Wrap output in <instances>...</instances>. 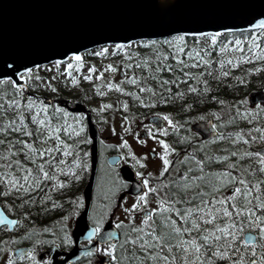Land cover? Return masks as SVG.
I'll list each match as a JSON object with an SVG mask.
<instances>
[{
	"label": "trees",
	"instance_id": "obj_1",
	"mask_svg": "<svg viewBox=\"0 0 264 264\" xmlns=\"http://www.w3.org/2000/svg\"><path fill=\"white\" fill-rule=\"evenodd\" d=\"M253 33L255 34L253 35ZM174 37L152 41L151 47H153V50H149L148 53L145 51L138 52V56L143 59V64L139 62L133 63L132 70L136 72V67L141 66L143 76L136 83L137 86H133V91L128 97L130 111L139 112L143 115L151 113L171 114L177 123L182 126V122L190 123L197 118L206 117L209 113L217 112L219 109L232 108L226 126L229 131L235 132V135L230 136L224 133L220 139H217L216 143L218 145L212 150H210L209 146H204L203 148L198 146V157L201 160H205L206 157L210 158L205 160L203 171L206 174L220 173L221 166L234 157L241 164L242 172L248 170V178L250 180L264 184V174L259 171L258 163L262 156L258 157L255 155V148L264 145V140L261 139L263 132L260 131L261 127L264 126V108L259 107L258 110H255L253 107L248 106L247 100L245 101L251 89L264 88V52L261 51L264 49V29L225 32L217 37L215 44L212 42L211 36L207 35L202 36L203 38H208V41H203V43L196 42L195 39L198 37L194 36L183 35L180 41L175 40ZM237 39L241 42L239 45L236 44ZM165 41L168 43H165ZM178 49H183V51H178ZM253 49H255L254 52L252 51ZM189 50L198 53L203 60H207L209 63H202L195 55L189 57L187 55ZM148 55L149 58L152 57L150 58L152 61L146 58ZM253 55L256 57L255 59L252 58ZM176 56H180L179 61L175 59ZM241 56H247L248 59L242 60L240 59ZM131 64L132 61L128 65ZM145 64H147V67L144 66ZM233 64H235V67H233ZM51 66L54 68V63L34 68L36 74L30 73L27 80L30 91L49 96H54L59 91V95L72 93L73 97L85 99L83 97L85 91L82 92V89L86 90V87L91 84L90 79H85L86 75H82V77L76 76V83H70L69 78L71 77L72 68L67 72L63 69H58L57 71H61L59 72V79L57 78L59 74L56 75L47 71V68L50 69ZM222 72H227L228 75L224 76ZM185 73H190L191 75L185 78ZM197 73L202 75H197ZM143 86L147 88L146 91H141ZM77 87H80V89L78 90ZM189 87L196 88L197 91L189 92ZM205 87L209 90L204 91ZM169 90L170 95L168 94ZM152 93L155 94L151 95ZM178 93L182 95H177ZM92 96L96 97V95ZM161 99L167 102L160 103ZM13 100L21 105L19 109L15 105H10V101ZM141 100L143 103L140 102ZM245 102L246 110L244 108ZM29 104L32 105L31 108L28 107ZM41 105H47V107H41ZM185 105L188 106L185 107ZM237 106L239 107L236 108ZM65 112L67 113L66 116L64 115ZM17 113L25 117L28 130L33 132V136L29 137L28 141L33 143L34 147L39 148L44 142L38 140L35 136L37 125L33 121V115L40 118H45L46 116L45 125L51 123L54 127L61 129V131L57 132V135L65 143L72 146L69 148L71 155L68 156L63 155L62 145L57 147V156L64 160L65 165L67 161L75 158L80 159L82 162L85 161L86 156L83 153L88 151L85 127L84 131L76 136L62 131L65 124L76 128V121H79L77 117L55 103H44L41 99H35L27 95L23 89L13 86L11 81L0 84V128L5 129V132H0V141H4V143L0 144V157L4 155L7 147L12 146L13 159H20L22 164L28 163L33 168L35 167L31 165L30 161H24L27 150L24 152L19 151L22 145L17 140H24L25 137L14 130V127H22ZM12 121L15 122L14 127L10 125ZM238 130L239 132H237ZM237 133H239V136ZM55 143V138L51 137L49 138V143L44 146H55ZM222 150L228 154L225 156L226 160L211 159L215 156H221ZM247 153H252L253 155L248 156L246 155ZM56 154L53 155V159L56 158ZM40 159H47V156ZM2 164L3 160L0 159V165ZM249 165L256 168L257 171L251 172ZM3 171L4 169L0 167V173H3ZM48 171L49 177L41 181V188L26 194L15 192L5 194V185L0 182V204L8 214L17 218V223L13 229L10 230L7 226L0 227V248L7 239L15 235V241L33 244L36 240L34 236L44 237L46 232L41 231L42 227L55 220L56 216L62 214V206L60 205L59 209H54L53 204L55 186L54 181L50 177L54 175V169ZM80 171H85V169H80L79 165H77L75 176H80ZM190 173H198V171L193 170L188 175ZM11 174L17 175V172L12 171ZM106 175L108 174L100 173L99 182ZM77 181L79 179L75 178V182ZM49 186H53L54 190H50ZM193 186L194 191H199V188L195 185ZM256 191V189H253L254 194ZM45 196L48 199H44ZM191 203L198 205L199 201L196 202L194 200ZM230 203L229 201L228 204ZM241 203H243L242 200ZM230 210L234 211L233 209ZM172 215L175 218V215ZM246 216L247 213H243L240 219L232 220V223L237 226L236 230L239 233L237 240L230 241L235 245L232 251L239 249L240 252L244 253L246 264H250L252 260L264 264V248L260 246L261 243H264V240L261 237L258 238L255 245H240L238 243L239 239L243 238V233L246 229L258 231V223L257 228H252V222L246 220ZM225 220H227L226 217H220L213 224L205 221H200V223L205 228H212L215 227V224ZM177 222L182 223L181 221ZM122 233L121 240L114 254L116 256L124 254L125 251H131V248L125 249L121 247L128 231L122 230ZM229 240L230 237H222L220 243L223 245ZM253 247L255 248L254 254L252 252ZM223 250L221 248V251ZM239 259V256H233L222 261L221 258L217 257L213 264H231V260ZM12 264L29 263L16 260ZM114 264H116V261H114Z\"/></svg>",
	"mask_w": 264,
	"mask_h": 264
},
{
	"label": "snow or ice",
	"instance_id": "obj_2",
	"mask_svg": "<svg viewBox=\"0 0 264 264\" xmlns=\"http://www.w3.org/2000/svg\"><path fill=\"white\" fill-rule=\"evenodd\" d=\"M162 7H167V5H161ZM220 6L228 7L232 9H248L256 6L254 0H220ZM258 6L261 9L256 13L259 19L252 17V20L248 21V27L250 29L261 28L264 29V0H258ZM254 21V22H253ZM220 31H225L223 27ZM218 32H208L200 33L201 36H211L212 42L215 44L217 42V37L220 34ZM255 33H253L254 35ZM183 38V34L174 37L175 40L180 41ZM127 44H133V41H126ZM141 43H145L141 41ZM151 43V42H148ZM165 43H168L165 41ZM241 42L239 39L236 40V44L239 45ZM113 49H124V42H117L113 46ZM101 51H107V46L101 49ZM178 51H183V49H178ZM253 52L255 49L252 50ZM264 52V49L261 50ZM99 54V53H97ZM187 55L192 57L197 56L202 63L208 64L209 61L203 60L198 53L191 50L188 51ZM69 56L72 60L77 61L75 65L78 69L80 67L79 61L81 56L78 52H70ZM256 57L253 55L252 57ZM67 59V58H65ZM177 61L180 60V56H176ZM240 59L247 60V56H241ZM60 59H57L55 63L60 64ZM231 62V61H229ZM147 67V64L144 65ZM16 67H20V71L16 72ZM73 65L68 63L65 67L67 72ZM109 69L112 65H108ZM235 67V64H233ZM31 69L28 67L14 66L7 67L4 62L0 61V84L9 81L11 78L4 75L6 72H12L19 76L20 80H24L25 76L30 73ZM89 72L93 69L89 68ZM185 78L190 76V73H185ZM197 75H202L197 73ZM222 75L227 76V72H222ZM91 76H86L85 79H91ZM15 84V81H11ZM76 83L75 79L72 80ZM132 83H136L132 80ZM206 83V82H205ZM109 87H119V85H111ZM209 89L205 87L204 91ZM123 92L124 89L120 88ZM143 91V89L141 90ZM189 92L197 91L196 88L189 87ZM170 95V90L168 92ZM19 95V93H17ZM135 95V93H133ZM177 95H182L178 93ZM214 99V98H213ZM143 103V101H140ZM166 100L161 99L160 103H166ZM10 105H15L17 109L21 105L17 104L15 100L10 101ZM188 105H185L187 107ZM29 108L32 107L31 104L28 105ZM41 107H47V105H41ZM19 115L20 124L22 127H14L15 122H10V125L14 127V130L20 132L25 139L17 140L22 147L19 151L24 152L27 150V155L24 156V161H30L33 168L28 163L22 164L20 159H13V148L9 146L6 148L5 153L0 159L3 160V164L0 165L4 169L3 173H0V182L5 185V194L10 192L26 194L36 189L41 188V181L49 177V171L55 169L56 171H64L69 174H74L76 172V166L79 165L80 169H86L88 165L86 163H81L78 158L72 159L70 161V167L65 165L63 159L57 161L53 159V155L56 154V148L63 146V155H71L69 148L72 147L70 144L65 143L64 140L57 135V132L61 129L54 127L51 123L45 125V118H40L33 115V121L36 123L37 127L35 129V136L38 140L43 141V145L39 148L34 147L33 143L28 141V138L33 136V132L28 130V125L25 122V117ZM66 116L67 113L65 112ZM80 115L79 113L77 114ZM157 115H163V119L172 124L173 121L169 118L167 114L158 113ZM77 127L73 128L71 125L65 124L62 131L64 133H71L72 136L78 135V133L84 131V126L82 121H76ZM43 126V127H41ZM156 131L160 133H165L164 127L156 128ZM264 132V129L260 130ZM0 132H5L4 128H0ZM149 136L152 135L151 131L148 133ZM239 136V133H237ZM54 137L56 141L55 146L45 147L49 143V138ZM158 143L163 146L164 151L159 153L162 160V170L160 176H164V170H167L170 165V160L168 158V153L170 151H175L171 149L166 141L156 138ZM255 139V138H253ZM264 140V136L261 137ZM4 141H0V144ZM127 145V142H124ZM87 156V153H83ZM128 155H132L131 152ZM246 155L251 156L252 153H247ZM256 156L261 157V153H255ZM47 159H40L46 157ZM187 159V157H186ZM210 158L206 157L205 160ZM211 159L215 160H226L225 156H215ZM205 160L197 161L196 156H191V161H197L192 169L185 172L183 177H178L176 181L158 179V182L149 187V180L144 179V188L147 191H142L139 194L138 200L144 204L146 207L140 209V214L142 219L138 226H133L134 217L129 216V231L122 242V248H131V251H125L124 254L120 256L112 255V260L116 261V264H213L215 258L219 257L223 259H230L233 256H239V260H231V264H246L244 260V253L240 252L239 249L232 251L235 245L230 241L237 240L239 233L237 232V226L232 223L234 219H240L241 214L247 213L245 217L246 220H250L251 227L257 228L258 223V235L264 240V184L260 182H254L248 178V170L244 172L237 171L233 174L229 169H236L237 165L235 162L228 163L226 168L220 173L206 174L203 169L205 166ZM137 163H140L138 160ZM259 171L264 174V157L259 159ZM48 169V170H46ZM251 172H256L257 169L249 165ZM197 170L200 175L189 177L188 173ZM12 171H16L17 175H12ZM140 175V173H137ZM147 176H152V173H147ZM57 184L66 183V181H58L56 175L50 177ZM78 180L79 176H75ZM193 185L199 188V191H189ZM50 190H54L53 186H49ZM208 189V190H206ZM224 189L225 192L220 190ZM231 189L230 191H227ZM253 189L257 191L253 193ZM148 192H154L157 195L156 203L158 207H147ZM163 193V195H161ZM219 197V198H218ZM240 198V199H238ZM44 199H48L47 196ZM199 201V204H193L191 201ZM241 200L243 203H241ZM231 202L228 204V202ZM43 203V201H41ZM251 205V206H249ZM138 205L133 203L131 205L132 209H137ZM230 209H234L231 211ZM257 210H259L257 212ZM174 214L176 218L182 223H178L177 219L172 215ZM220 217H226L227 220L221 223L215 224V227L205 228L200 221H206L209 224L215 223ZM66 218V217H65ZM9 223H14L9 221ZM97 227L89 231V235L99 231V223L97 222ZM109 236L114 235L109 233ZM67 237V234H65ZM222 237H230L229 241H226L221 245L220 240ZM67 242V240H66ZM238 243L240 245H255L251 235L246 238L239 239ZM264 248V243L260 245ZM221 248L224 250L221 251ZM115 245L109 244L107 248L103 249L105 253H113ZM253 254L255 253V248L252 249ZM22 255V253H21ZM29 257L32 256V252L29 250ZM7 264H12L9 260ZM250 264H261V262L252 260Z\"/></svg>",
	"mask_w": 264,
	"mask_h": 264
},
{
	"label": "water",
	"instance_id": "obj_3",
	"mask_svg": "<svg viewBox=\"0 0 264 264\" xmlns=\"http://www.w3.org/2000/svg\"><path fill=\"white\" fill-rule=\"evenodd\" d=\"M254 3V7L238 10L220 6V0H0V61L7 67L22 65L32 68L57 59L66 60L73 51L81 56L84 50L106 43L127 44L128 40L155 39L178 33L193 35L218 32L221 27L225 31L250 29L248 21L254 16L259 19L256 13L261 10L258 0H254ZM222 32L224 31H220ZM19 71L20 67H16V72ZM4 75L15 81V86H26V79L20 80L12 72ZM27 94L35 98L41 97L47 103L51 101L47 96L30 92ZM248 99L251 104H264V89H252L248 93ZM60 102L73 112L88 111V107L78 100L72 105L66 99H61ZM149 120L155 125L162 123V118L157 115L150 116ZM192 127L205 138L216 133L211 118L199 120ZM87 130L92 139L90 176L82 190L83 209L75 218L71 230L73 247L63 251L54 245L40 251L39 259L44 254L51 253L50 264L72 262L93 251L97 242H116L119 238L118 229L109 218L91 245L79 246L82 239L95 234L89 235V231L95 227L88 223V213L96 175L99 134L89 114ZM258 151L264 153V147ZM117 158V155H111L109 160L115 162ZM120 173L130 182L128 193L135 195L142 192L144 186L128 164L120 167ZM15 222V218L10 217L0 206V225L8 224L12 228ZM109 233L114 235L109 236ZM248 235L255 241L254 232L246 231L243 237ZM27 251L28 247L13 249L15 255ZM102 260L106 261L108 257H103Z\"/></svg>",
	"mask_w": 264,
	"mask_h": 264
},
{
	"label": "rangeland",
	"instance_id": "obj_4",
	"mask_svg": "<svg viewBox=\"0 0 264 264\" xmlns=\"http://www.w3.org/2000/svg\"><path fill=\"white\" fill-rule=\"evenodd\" d=\"M152 40V39H151ZM141 41H144L145 43H141ZM155 41V40H154ZM200 43L203 41H208V38H200L198 40ZM152 41L148 40H135L133 41V44H124V49L116 51H113L112 49L108 48L107 51H101L103 45H99L94 48L93 53L89 55H85L82 61H79L81 69L76 68V63L73 64L71 77L69 78V82L72 83V80L75 79V77H82V75L91 76V84L86 87V90L82 89V92L85 91L83 94V97L85 98V102L89 105H92L94 117L96 119L100 120L102 122V127L105 132V134H115V140L112 141L116 143V148L120 149V152L123 155V159L128 161L129 163H132L134 168L137 169L138 173L140 175L144 176V179L147 178L149 180V187L153 185L152 182H158V179H165L166 174H164L163 177L160 176V172L162 170L163 164L161 157L159 153L164 151L163 146L160 145L157 141V137L159 139H162L165 141L164 137H166V134L168 130L170 129L171 125L168 124L166 121L163 127L165 128V133H160L156 131V129L149 128L147 117L149 114L143 115L141 113H137L135 111H130L129 109V95L133 91V86H137L136 83L142 79L143 73L141 71V66H137V71L132 70L133 63H141L143 64V59L138 56L139 51H145L148 53L149 50H153V47H151V43H148ZM106 45V44H105ZM99 53V54H97ZM149 58V55L146 57ZM152 58V57H150ZM149 58L150 61H152ZM148 60V59H147ZM132 61L131 65H128ZM69 62V61H68ZM108 65H112V68L109 69ZM75 67V68H74ZM92 68L93 71L89 72L88 69ZM56 67L53 68V66L50 67V69L47 68L48 72H51L52 74H59L60 79V73L61 71H55ZM30 73L36 74V71L34 69H31ZM30 73L25 76L27 78L30 76ZM132 80H135L136 83H132ZM58 82V80H56ZM109 84L111 85H119V87H109ZM120 88H123L124 91L121 92ZM79 90L80 87H77ZM143 91H146L147 88L145 86L142 87ZM155 93H152L151 95H154ZM89 95V96H88ZM92 95H96V97H93ZM100 95H102L100 97ZM70 97L72 96V93H69ZM75 98V97H73ZM237 106L236 108H238ZM232 112V108L225 109H219L217 112L209 113L210 116L216 118V125L218 126V130H221L223 126L225 125V122H227V118L229 114ZM169 118L173 120V117L171 114H168ZM188 122H182L183 126L187 129L190 128V124L187 125ZM221 126V127H220ZM149 129V130H148ZM261 129H264V126L261 127ZM148 130V131H147ZM191 130V128H190ZM151 131L152 135L149 136L148 133ZM264 136V132H263ZM114 137V135H113ZM127 142V145H125L124 142ZM214 142L213 140L209 141V144ZM167 143V142H166ZM171 149H173L170 145V143H167ZM175 151H170L168 153V158L177 156V149H174ZM150 151L154 152V156L152 157L150 155ZM131 152L132 155H128V153ZM187 154H180L179 161H181L183 158H185ZM194 155V154H193ZM192 155V156H193ZM196 156V155H194ZM221 156H224L221 154ZM197 158V156H196ZM140 161V163H137V161ZM235 162L237 165L236 169L229 170L233 174H236L237 171L242 172L243 168L241 164L238 162V159L236 160L234 157L230 158L228 160V163ZM193 163V162H192ZM151 172L152 176H147V173ZM185 174L184 170H180L177 172V175L179 177H183ZM150 177L153 178L150 182ZM104 179H112L105 177ZM115 179V178H114ZM103 181V177L101 178L100 182ZM118 184H120V181H117ZM102 186L104 183H101ZM105 189H110L108 186H104ZM194 187V186H193ZM193 187L189 190H193ZM229 191V189L227 190ZM225 192V190H224ZM116 191L113 193V196ZM154 193V192H152ZM163 195V193H161ZM139 197V196H138ZM138 197L129 199L128 201H125L124 210L121 209V213L117 216H114L115 222H121V221H129V216L134 217V223L135 225L140 224V218L139 214L141 208H145L146 206L142 204ZM219 198V197H218ZM148 205L147 207H158V204L156 203L157 196L148 197ZM197 202V201H196ZM133 203H136L138 205L137 209H132L131 205ZM96 207V206H95ZM95 208L93 209V214L96 213ZM141 215V214H140ZM176 218V217H175ZM177 221H179L178 218H176ZM124 228H127L124 226ZM57 232H56V231ZM51 232L52 235H48L47 239L49 238H62V232H67L66 230L62 229H55ZM50 232V231H48ZM59 232V233H58ZM15 237H12L11 239L7 240L5 244L0 249V264H7L9 260L14 259L13 257H9L10 254V243L15 242ZM17 244V243H16ZM8 255V256H7ZM34 257V256H31ZM25 258V257H24ZM31 264H36L35 260L31 258Z\"/></svg>",
	"mask_w": 264,
	"mask_h": 264
},
{
	"label": "flooded vegetation",
	"instance_id": "obj_5",
	"mask_svg": "<svg viewBox=\"0 0 264 264\" xmlns=\"http://www.w3.org/2000/svg\"><path fill=\"white\" fill-rule=\"evenodd\" d=\"M58 97H59V91H57L55 94V98H58ZM66 97H68V96H66ZM91 114L93 116L92 111H91ZM80 115L83 116V119L86 123L85 114L82 113ZM92 118L98 125L100 137L98 139L97 176L95 178V186L93 188V193H92V201H97L98 206H96V208H95L96 214L93 216L92 219H91L92 213L90 211L91 214H89V222L92 225H95L97 227L96 222L99 220L100 221L99 229H100L102 227V225L104 224V222L106 221V214H108L109 210L114 211L113 214L117 213L115 216H117L118 214L121 213L120 212L121 210L119 211L121 203H122L121 200H120V203L117 206V208H115L116 205L118 204L117 199L115 200L116 204H115V201H113L112 204L110 201L109 206L107 204L109 203L108 192L109 191L113 192L116 190V186H115L116 180L115 179H116V175H119V166L122 163H121V158L116 163H113V164L108 163V161H107L108 155L111 153H117L116 148L114 146L112 147L110 145L111 142L109 140H111L112 137L111 138H109L110 136L107 137L108 134H105V132L101 128L102 122L99 119L97 120L96 117H94V116ZM89 143H90V138H89ZM55 160L59 161V160H61V158L57 156L55 158ZM102 172H104L105 174H108L105 177L110 178V176H111V178H112V179H103L104 182L102 181V183L105 184L103 186H102L101 182H99V174ZM54 175H56L58 181H62V182L66 181V183H62V184H57V182L54 181L55 196H53V204H54V209H59L60 205L64 209L62 216H59L58 219H55L54 223L57 224L58 227H60L64 230H69L67 237L62 239V243L59 244L62 249L68 250L72 246V241L70 238V230H71L72 225H73V220H74L75 216L79 213V211L81 210V207H82L81 189H83L84 185L86 184V182L88 180L89 172L80 171V176H79L80 179L77 182H75L74 174H69V173L64 172L62 170L56 171L54 169ZM152 180H154V179L150 177V181H152ZM121 183H122V185H121V189L119 191H122L125 188V182L122 179H121ZM106 185L108 186V188L110 187V189H105L104 186H106ZM74 197L75 198L78 197L81 205L75 204ZM110 206H111V209H110ZM139 218L142 219L141 215L139 216ZM122 224H125V222L122 221ZM66 240H67V242H66ZM90 241H92V239L83 240L80 243V245H86ZM109 244H112V243H110V242L101 243V244L98 243L96 246L95 252L83 255V256H81V258L74 261L73 263H66V264H97V262H96V261H98V260H96L97 257H100L101 255H105V254H111V253H105L103 251V249L107 248ZM45 257H46V259L45 258L44 259L47 262H49V258H48L49 256H45Z\"/></svg>",
	"mask_w": 264,
	"mask_h": 264
},
{
	"label": "bare ground",
	"instance_id": "obj_6",
	"mask_svg": "<svg viewBox=\"0 0 264 264\" xmlns=\"http://www.w3.org/2000/svg\"><path fill=\"white\" fill-rule=\"evenodd\" d=\"M72 101H74L75 98L71 97ZM226 124V123H225ZM221 127V126H220ZM98 139L100 137V133H99V130H98ZM98 139H97V144H98ZM97 154H98V148H97ZM89 176H90V173H89ZM95 178H96V175H95ZM95 178H94V182H95ZM89 179V177H88ZM88 181V180H87ZM87 183V182H86ZM105 185V184H104ZM92 193H93V189H92ZM91 201H92V195H91ZM234 210V209H233ZM103 211V210H102ZM206 222V221H205ZM208 224V223H207Z\"/></svg>",
	"mask_w": 264,
	"mask_h": 264
}]
</instances>
